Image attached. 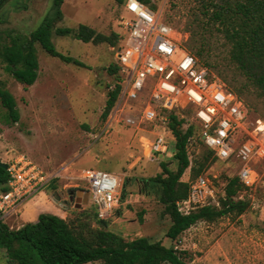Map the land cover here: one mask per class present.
Listing matches in <instances>:
<instances>
[{"label": "rangeland", "instance_id": "374dc122", "mask_svg": "<svg viewBox=\"0 0 264 264\" xmlns=\"http://www.w3.org/2000/svg\"><path fill=\"white\" fill-rule=\"evenodd\" d=\"M151 2L156 11L163 13L166 21L189 35L184 45L201 63L208 62L209 68L217 75H227L230 81L235 79L234 85L244 83L243 77L229 64L231 44L224 39L220 26L210 20L214 9L207 11L203 0ZM52 4L53 0H10L3 5L0 8V47L12 36L30 35L51 15ZM62 10L64 18L56 28L76 30L80 25H86L105 36L121 32L123 6L114 0H65ZM203 39L210 42L213 53L200 58L196 50ZM53 43L58 52L84 66L54 58L37 45L38 79L25 90L0 58V81L15 98L19 111V122L14 123L0 100V161L9 163L17 156L25 155L45 172H57L59 176L54 185L60 203L52 198L54 189H48L47 195L57 207L51 203L42 211L74 218L78 210L92 216L95 209L91 201L77 208L70 200V190L74 189L75 194L80 190L87 191L78 179L83 170L106 171L121 179L120 201L109 221L111 232L127 241L149 237L161 241L166 247L186 251L189 254L186 264H264V159L252 161L259 174L257 186L251 190L244 189L236 197L249 202V208L243 215L232 214L214 222L200 221L178 240L168 239L166 233L171 225L170 218L163 216L164 206L155 193L144 187L143 181L160 174L162 163L176 171L173 134H165L170 140L169 153L152 159H147L143 149L133 144V132L125 126H117L104 138L94 141V136L106 121L103 113L109 92L117 80L110 67L116 62L118 44L95 45L55 33ZM178 54L180 56V52ZM246 96L243 99L245 103H252L251 119L264 120V99L256 98L253 92ZM188 123L185 122L186 125ZM154 129L147 127L149 131ZM156 131L162 132L161 129ZM149 136L151 140L154 137L152 134ZM208 153L209 149L198 140L189 150L191 166L182 177L183 182L196 178L191 168L205 164ZM208 159L202 174L209 176L221 202L225 198L228 180L237 177L241 164L235 158L228 162L212 157ZM124 185L127 195L122 201ZM60 208L64 210L60 211ZM7 223L13 229L19 227L17 219ZM0 264H10L6 251L2 249Z\"/></svg>", "mask_w": 264, "mask_h": 264}, {"label": "built area", "instance_id": "2783aa9c", "mask_svg": "<svg viewBox=\"0 0 264 264\" xmlns=\"http://www.w3.org/2000/svg\"><path fill=\"white\" fill-rule=\"evenodd\" d=\"M120 35L115 61L120 68L121 90L94 141L117 126H125L133 132V144L143 149L147 159L164 156L171 150L165 134L171 133L169 115L173 113L189 122L183 128H197L188 140V150L199 140L218 161L235 158L241 164L239 182L244 189L255 188L259 174L252 161L264 159V120L251 119L245 101L190 53L184 45L189 35L166 21L162 12L139 0H126ZM114 89L115 86L111 90ZM147 127L162 132L149 131ZM149 134L154 135L152 140ZM6 164L8 190L0 191V221L8 224L20 218L30 202L46 196L50 183L59 175L45 172L25 155ZM78 179L89 190L98 219H111L120 201V177L88 169ZM186 183L188 196L176 204L181 215L188 216L203 207H219L208 175L200 174Z\"/></svg>", "mask_w": 264, "mask_h": 264}, {"label": "trees", "instance_id": "16d2710c", "mask_svg": "<svg viewBox=\"0 0 264 264\" xmlns=\"http://www.w3.org/2000/svg\"><path fill=\"white\" fill-rule=\"evenodd\" d=\"M10 0H0V8ZM123 6L126 0H114ZM156 10L151 0H139ZM206 10H213L211 21L220 26L226 42L231 44L229 64L243 77L241 86L234 85L228 76H218L226 83L228 89L239 97H249L253 92L258 99H264V0H203ZM65 0H53L52 13L43 23L28 36L15 35L0 47V58L7 64L13 78L24 86L25 90L33 86L38 79L39 58L37 45L48 55L59 58L66 63L84 66L80 61L64 56L57 51L53 43V34L57 36H73L85 43L121 44L120 33L105 36L95 29L80 25L78 29L56 28V24L64 18L62 10ZM122 17V16H121ZM195 35V34H194ZM189 48V47H187ZM189 50V49H188ZM190 51V50H189ZM213 53L212 45L202 40L196 50L198 57ZM209 68L206 61L201 63ZM211 69V68H210ZM116 74L115 89L109 92L103 119L107 120L119 97L121 87L120 68L116 64L110 67ZM0 100L7 110L8 117L19 122L17 102L13 95L0 81ZM249 110L252 103L246 102ZM169 129L175 138L174 159L177 161L176 171L171 170L167 163L161 164L162 172L143 181L144 187L155 193L164 206L163 216H168L171 225L166 237L176 241L179 237L200 221L214 222L220 218L235 214L243 215L249 208V202L236 197L244 190L237 177L230 178L225 187V198L220 208L203 207L188 216L181 215L177 210V202L187 198L189 185L182 181L185 172L191 166L188 140L195 135L197 128L190 125L183 128L186 119L175 114L169 115ZM214 157L209 150L205 164L192 167L193 177L205 171L208 158ZM55 179L48 189H54ZM8 175L0 168V191H7ZM126 185L121 192V200L126 199ZM52 198L60 203L55 192ZM92 218L95 220L93 221ZM112 219V218H111ZM99 220L96 211L92 216L86 211L76 210L75 217L59 215L54 212L42 213L37 221L27 223L20 229H12L9 224L0 221V249L6 251L10 264H186L189 256L186 251L176 247H166L161 241L149 237H140L131 241L111 232L109 221ZM94 222V223H93Z\"/></svg>", "mask_w": 264, "mask_h": 264}, {"label": "crops", "instance_id": "0c3cea01", "mask_svg": "<svg viewBox=\"0 0 264 264\" xmlns=\"http://www.w3.org/2000/svg\"><path fill=\"white\" fill-rule=\"evenodd\" d=\"M51 203L52 202L50 201L48 195H41L32 202H30L26 206L22 216L17 219V222H19V227L17 229H20L23 225L27 223L36 222L40 214L46 213V211H42L44 210L45 206H49ZM54 207H57V205H54Z\"/></svg>", "mask_w": 264, "mask_h": 264}, {"label": "water", "instance_id": "95a60500", "mask_svg": "<svg viewBox=\"0 0 264 264\" xmlns=\"http://www.w3.org/2000/svg\"><path fill=\"white\" fill-rule=\"evenodd\" d=\"M0 168H2L3 170H6L7 164L0 161ZM73 195H76L78 198L77 199L78 205H76L77 208H80L82 205L87 204L89 202V193L88 192H84V191L80 190L75 194V190L72 189V190H70V196L72 197ZM82 199H83V201H82Z\"/></svg>", "mask_w": 264, "mask_h": 264}, {"label": "flooded vegetation", "instance_id": "af4514ba", "mask_svg": "<svg viewBox=\"0 0 264 264\" xmlns=\"http://www.w3.org/2000/svg\"><path fill=\"white\" fill-rule=\"evenodd\" d=\"M87 191L86 192H88L89 193V200H90V192H89V190L88 189H86ZM77 196L76 195H73L72 197H70V200H71V202H74L76 205H78V203H77ZM82 201H83V199H82Z\"/></svg>", "mask_w": 264, "mask_h": 264}]
</instances>
